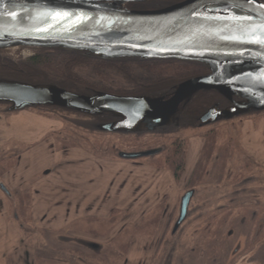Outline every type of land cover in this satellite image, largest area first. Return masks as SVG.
Returning <instances> with one entry per match:
<instances>
[{"label": "rangeland", "instance_id": "374dc122", "mask_svg": "<svg viewBox=\"0 0 264 264\" xmlns=\"http://www.w3.org/2000/svg\"><path fill=\"white\" fill-rule=\"evenodd\" d=\"M37 53L38 48L31 47L0 48V56L15 62ZM140 60L130 61L129 68L144 77L169 80L168 89L152 95L168 93L181 80L204 72L198 62ZM74 71L91 87L61 78L51 81L79 94L140 93L138 84L115 63L92 59L75 66ZM0 78L28 82L8 74ZM55 82L35 84L58 85ZM216 97L204 104L191 121L183 122L182 116L166 130L139 134L101 129L103 123L116 120L112 114L92 116L56 106L10 111L9 104L0 103V202L5 205L4 211L0 207V214L14 218L24 234L21 242L26 254L28 248L32 250L30 260L17 254L4 264H264V110H251L201 126L198 116L219 100ZM194 101L195 98L186 108ZM13 119L15 133L13 126L9 127ZM38 123L43 128L37 133L34 124ZM21 124L25 131L19 128ZM13 134L17 137L14 141ZM53 140L57 141L55 147L50 146L52 143L42 144L39 150H29L32 145ZM56 147L84 153L92 158L96 169L106 168L105 181L110 182L104 192L106 217L92 216V211L72 218V226L67 228L56 229L53 220V224L39 225L29 206L33 192L28 195L26 187H19L17 192L11 189L14 169L27 150L22 159L26 174L44 171L47 178L52 177ZM142 152L147 154L137 158L120 155ZM198 154L208 155L203 169L197 167ZM83 166V162L77 164ZM17 178L16 175L14 184ZM191 189L195 195L188 216L173 234L181 198ZM83 203L91 202L86 199ZM68 234L97 242L102 249L96 253L75 241H65ZM4 247L0 246V252Z\"/></svg>", "mask_w": 264, "mask_h": 264}, {"label": "water", "instance_id": "95a60500", "mask_svg": "<svg viewBox=\"0 0 264 264\" xmlns=\"http://www.w3.org/2000/svg\"><path fill=\"white\" fill-rule=\"evenodd\" d=\"M145 1L148 0H0V48H62L81 51L87 56L101 59L184 60L205 64L210 73L179 83L168 98L117 95L103 91L90 95L79 94L55 84H35L0 78V103L9 104L10 111L56 106L88 115L110 113L116 120L103 123L100 127L110 132L153 131L169 125L174 121L181 103L199 90H215L232 102L223 109L216 105L210 107L199 118L201 126L221 118L230 119L251 110H264V90H261L260 85L246 79L233 80L243 73L258 75L260 71H264L260 67L264 65V60L256 61L248 56H225L219 50L204 55L193 54L203 52L205 46L215 47L220 43L205 34L210 30L209 25L201 28L194 21L172 22L192 6L193 0H176L170 5L149 10L126 6L131 2ZM203 2L210 7L224 6V0ZM50 10L86 11L90 16L112 18L119 16L120 21L109 30L106 27L101 28L93 20L69 33L66 29L71 28L73 22L69 20L56 24L48 16ZM49 26L51 29L47 33L37 31ZM223 50L231 49L226 47ZM253 52L254 55L258 54L255 49ZM146 154L142 152L120 155L123 158H137ZM194 194L195 190L191 189L183 195L173 234L186 219Z\"/></svg>", "mask_w": 264, "mask_h": 264}, {"label": "crops", "instance_id": "0c3cea01", "mask_svg": "<svg viewBox=\"0 0 264 264\" xmlns=\"http://www.w3.org/2000/svg\"><path fill=\"white\" fill-rule=\"evenodd\" d=\"M15 121L16 119H13L9 125V127L13 126V133H15ZM39 123L36 125L34 124V126H37L35 129V132L37 133L40 132L41 128H43V125H39ZM24 126L25 125L21 124V127L19 128L22 129ZM24 129H22V131H25ZM30 129L34 130L32 127ZM11 138H13L14 141L17 137L13 134ZM10 142L12 141L10 140ZM54 143H57V141L53 140L51 142H42L40 144L41 146L37 145L34 147V145H32L29 150L33 151L37 148L39 150L43 146L42 144H51V147H55ZM53 151L56 152V157L55 168L52 170V177L47 178V172L44 171L26 174L25 169L22 168L24 164V160L22 159L26 158V152L24 153V157L18 162V166L14 169L13 173L15 174V177L16 175L18 176V182H15V184V177H13V188L11 189L14 192H17L19 187L20 189H25L24 187L28 188V195L33 192V195L29 196V206L33 207V217L35 218L37 224H53V221H55L56 229H63L72 226V218L76 216L81 217V215L84 216L85 213L88 212L92 213V211H94L92 216L106 217L104 214L106 212L104 192L106 191V187L110 185V182L107 184L105 181L106 168L103 167L100 170L96 169L95 162L92 161V158H89L84 153H78L76 150L75 152L74 149H59L56 147ZM79 154L83 156L82 159H80L81 155ZM28 161L31 163L30 160ZM79 162H83L85 166L77 167ZM33 176L36 178L34 181H32ZM92 184H96V186L92 187ZM2 189L5 190L3 187ZM86 199L90 200L91 203L89 205L87 203H83ZM96 200H98L97 203ZM1 203L2 202H0V207L4 211L5 205L3 203L2 205ZM108 207L109 206L107 205V208ZM106 214L108 215V213ZM79 217L78 220H81ZM73 235L77 237L76 232H73ZM22 236L24 237V234L18 230L14 218L11 219L5 214H0V246H5L0 252V264L10 261L12 256L17 254L20 257L22 256V258L31 259L30 255L32 250L28 248L29 254H26V246L23 244V241L21 242ZM74 236L72 237V235H69L63 239H65V241H75L76 243L82 244L96 253L102 249L101 244L97 242L75 238ZM84 242L90 244H86Z\"/></svg>", "mask_w": 264, "mask_h": 264}, {"label": "snow or ice", "instance_id": "6c2138e0", "mask_svg": "<svg viewBox=\"0 0 264 264\" xmlns=\"http://www.w3.org/2000/svg\"><path fill=\"white\" fill-rule=\"evenodd\" d=\"M259 3V6L257 4ZM239 10V11H237ZM15 15V13H12ZM48 16L56 24L73 22L72 27L66 29L69 33L83 25H87L95 20L101 28L111 30L120 21V17L90 16L86 11L70 12L67 10H50ZM198 22L201 28L209 25V31L205 34L212 37L214 41H219L215 47L205 46L203 52L193 54L204 55L209 52L218 51L220 54L232 57L248 56L256 61L264 60V2L259 0H224V6H209L203 0H193L192 6L178 17L174 23ZM210 22H215L210 24ZM51 26L38 29L37 31L47 33ZM238 33V34H237ZM230 47L231 50L223 49ZM255 49L256 55H254ZM260 67L264 68V65ZM246 79L253 81L255 85H260L264 90V71L253 76L252 73H243L233 80Z\"/></svg>", "mask_w": 264, "mask_h": 264}, {"label": "trees", "instance_id": "16d2710c", "mask_svg": "<svg viewBox=\"0 0 264 264\" xmlns=\"http://www.w3.org/2000/svg\"><path fill=\"white\" fill-rule=\"evenodd\" d=\"M176 0H148L145 2H131L128 3L130 7H164L172 4ZM95 59L97 61H104L107 63H115L119 65L122 71L128 78L135 81L138 85V92L154 94L168 89L169 80L160 76L144 77L137 74L134 69L129 68L130 61H142L140 59H101L87 56L84 52L66 50L62 48H38V53L28 60L15 62L8 58L0 56V75H12L14 77L27 80L29 83L35 82H55L51 78H61L71 84L77 86L91 87V83L80 74L74 71V67L83 64L87 60ZM60 87H66L62 83H57ZM71 91V90H70ZM141 94V93H137ZM214 97L213 92L201 91L197 93L195 101L188 107L189 114L183 117V122L191 121L199 109ZM106 116L103 114L100 116ZM99 117V116H98ZM188 216V215H187ZM187 218V217H186Z\"/></svg>", "mask_w": 264, "mask_h": 264}, {"label": "flooded vegetation", "instance_id": "af4514ba", "mask_svg": "<svg viewBox=\"0 0 264 264\" xmlns=\"http://www.w3.org/2000/svg\"><path fill=\"white\" fill-rule=\"evenodd\" d=\"M197 64H200L199 62L197 63ZM200 65H202V66H204L203 68H204V72H197L196 74H194V75H191L190 77H187V78H185L184 80H181L179 83H181V82H183V81H185L186 79H190V78H193V77H196V76H201V75H206V74H208V73H210V69H209V67L207 66V65H203V64H200ZM203 71V70H202ZM176 86V85H175ZM175 86L173 87H171V91L170 92H168V93H164V94H161V95H152V94H150V93H143L142 94V92H140L141 94H139V95H145V96H149V97H160V96H162V97H165V98H168V97H170L173 93H174V91H175ZM172 90H173V92H172ZM201 91H210V90H199V91H196L195 93H193L190 97H188L183 103H181V105H180V107H179V110H178V112H177V114L175 115V118H174V121L171 123V124H169V125H166V126H161V127H158L156 130H158V129H163V130H166L168 127H170L171 125H173V124H176L179 120H180V118L182 117V116H185V114L187 115V111H188V108H186L187 106H188V103L192 100V99H194L195 97H196V95H197V93H199V92H201ZM111 93V92H110ZM113 94H116V93H113ZM213 94L214 95H217V97H219L218 99L219 100H217V99H215V100H217V101H214V103L210 106V107H212V106H218L219 108H226V107H228V106H230L231 104H232V102L230 101V100H228V99H225V98H223L221 95H219V93H217V92H215V91H213ZM117 95H119V94H117ZM216 97V98H217ZM236 100H238V99H236ZM210 107H208L205 111H207ZM204 111V112H205ZM204 112H202L199 116H198V122L200 121L199 120V118H200V116L204 113ZM106 114H110V113H106ZM110 122H112V121H110ZM156 130H153V131H144L143 133H149V132H155ZM133 133H141V132H133ZM85 243V242H84Z\"/></svg>", "mask_w": 264, "mask_h": 264}, {"label": "bare ground", "instance_id": "6f19581e", "mask_svg": "<svg viewBox=\"0 0 264 264\" xmlns=\"http://www.w3.org/2000/svg\"><path fill=\"white\" fill-rule=\"evenodd\" d=\"M207 156H208V155H206V154H198V165H197L198 168H201V169L204 168L205 164H204L203 160H205V158H207ZM221 157H222V156H221ZM135 179H136V178H135ZM32 181H34V178H33ZM32 181H31V182H32Z\"/></svg>", "mask_w": 264, "mask_h": 264}]
</instances>
